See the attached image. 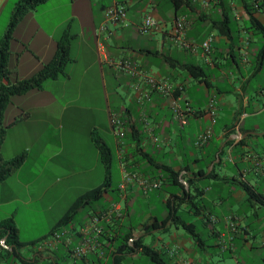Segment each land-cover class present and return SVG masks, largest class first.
<instances>
[{"label": "crops", "instance_id": "0c3cea01", "mask_svg": "<svg viewBox=\"0 0 264 264\" xmlns=\"http://www.w3.org/2000/svg\"><path fill=\"white\" fill-rule=\"evenodd\" d=\"M18 1L0 0V39ZM115 1L126 6V21L98 30L102 10ZM74 5L75 0H45L26 11L9 40L11 72L5 83L29 76L53 56L68 21L76 15ZM247 8H253L252 16L264 23V0L257 9L253 0H105L100 4L89 38L83 39L92 57L83 64L74 92L66 93L71 80V72H66L63 78L46 80L39 89L13 95L5 108L3 122L8 126L1 152L6 158L21 152L26 157L0 182V221L12 217L24 245L14 252L0 236V264H64L55 254L59 247L69 254V264H79L81 257L73 258L70 250L85 236L80 226L88 220L87 214L56 246L39 250L32 242L49 234L70 200L83 192L66 203L62 193L52 191L44 211L52 212L64 202L65 209L52 218L48 233L43 229L29 239L20 238L19 206L44 202L48 189L61 185L63 176L56 175L44 186L41 177L46 166H103L94 138L108 145L112 159L116 156L121 181L125 171L160 182L146 192L136 180L123 191L109 190L102 208L118 203L123 210L120 228L164 252L165 264H264V37L247 28ZM146 14L158 20V27L143 34L138 26ZM179 17L185 20L183 37L191 48H179L173 39L174 21ZM209 34L214 40L207 54L201 43ZM78 60L71 58V66ZM125 60L147 77L167 84L180 103L192 106L185 125L172 117L170 95L154 89L144 76H130L117 68ZM189 64L202 69L197 78L185 68ZM53 83H60L58 90L52 99L44 97L47 85ZM211 102L214 122L208 111ZM9 108L13 114L6 119ZM80 111L90 113L83 138L92 160L63 141L66 123H72ZM112 112L125 121L122 139L112 131ZM206 128H211L210 138L197 145L198 135ZM200 169H206V174L213 169L214 174H196ZM169 170L176 181L168 178ZM243 185L255 195L249 198ZM35 187L39 188L36 196ZM169 197L182 202L178 213L193 232L168 223L166 228L151 227L166 217ZM149 234L153 239L146 242ZM115 246L106 240L103 264H156L139 252H118L114 260ZM93 253L98 256L97 250Z\"/></svg>", "mask_w": 264, "mask_h": 264}, {"label": "trees", "instance_id": "16d2710c", "mask_svg": "<svg viewBox=\"0 0 264 264\" xmlns=\"http://www.w3.org/2000/svg\"><path fill=\"white\" fill-rule=\"evenodd\" d=\"M45 0H20L15 5L6 27L3 37L0 39V182L10 176L15 170H17L22 163L25 161L26 153L21 152L11 158H6L1 152V146L5 139L7 124L3 122V115L5 108L7 107L11 97L13 95L22 94L32 89H39L42 87L43 83L48 79H54L58 76L67 75L65 71V66L69 61L70 57V39L74 36L69 32L68 25L63 31L61 37L56 43V49L53 56L46 62H44L38 69H36L29 76L16 79L11 83H5L4 80L8 79V74L11 72V69L8 66V55L10 53L9 40L12 36V31L15 28L16 24L22 18V16L31 8H34L37 4ZM177 2L178 0H174ZM252 9L247 8L248 12V29H251L253 32L260 34L264 37V23L252 16ZM194 77H198V71L202 69L194 64H189L185 67ZM95 143L99 149L100 160L104 168V178L103 181L97 186L84 191L79 195L67 208L64 214L57 220V222L51 228L49 235L56 229L60 228H69L75 227L76 224L81 222H76V219L79 216L81 210L84 209V215L92 216L94 214H99L107 209H103L100 205H93L95 202L101 200L105 193L109 190L118 189V187H112L110 182V167L112 162V154L108 145L101 139L94 138ZM211 162V161H210ZM209 162V163H210ZM196 174L210 177L214 174L212 169L209 173L206 174V169H200ZM174 177L173 172L169 170L168 178ZM168 182L171 180H167ZM248 197H253L255 194L247 185H243ZM186 195V194H185ZM180 200V198H179ZM182 202L176 200H171L169 197L166 200L165 207L167 208L166 217L161 220V222H154L152 228L157 226L164 227L167 223L175 226H182L184 229L193 232L191 226L186 224V221L182 219L178 213V209ZM121 216H113L112 220L109 222L102 221L100 225L102 226V232L98 236V241L103 243L105 249V242L107 239L115 242V250L111 253V256L114 257V260L117 258L116 255L118 252L123 253V255L132 254L139 252L141 255L148 258L149 261L156 264H165L163 254L164 252L154 249L151 245L143 243L141 237L136 238L130 230H124L122 227L121 219L123 217V210L121 209ZM166 228V226H165ZM110 234V235H109ZM48 234L36 242H32V245L37 243L39 240L48 237ZM0 236L5 237L4 244L7 247H12L13 251L24 245L18 238V229L15 225L12 217H8L0 221ZM197 241L199 239L196 238ZM8 248L5 250L8 252ZM103 249V252H104ZM19 255V254H18ZM69 257L68 253L63 255V258ZM79 264H103V257H98L96 253L90 252L81 256Z\"/></svg>", "mask_w": 264, "mask_h": 264}, {"label": "rangeland", "instance_id": "374dc122", "mask_svg": "<svg viewBox=\"0 0 264 264\" xmlns=\"http://www.w3.org/2000/svg\"><path fill=\"white\" fill-rule=\"evenodd\" d=\"M105 0H75L74 5V13L76 14L72 20H69V32L75 33V35L70 39L71 43V51L70 57L73 58L74 56L78 57V63L74 67L71 66V61L67 63L65 66L66 72H71V80L66 83L67 89L66 93L70 94L73 93L75 90V84L79 80L81 68L83 64L91 59V52L87 50L86 47L83 45V39L89 38V30L91 23L97 20V13L99 6ZM52 19L50 20V22ZM67 24V22H66ZM65 24V25H66ZM45 25V24H44ZM81 25V26H80ZM61 30H58L55 37L60 36ZM62 77V76H61ZM63 78V77H62ZM109 78V82L113 83V81ZM58 84L60 83H53L52 85H47L45 91L43 92L44 97L51 98L55 94V88L58 90ZM13 109L9 108L7 110L6 119L10 117L13 113ZM12 113V114H11ZM69 115V113H67ZM73 115V114H72ZM75 115V114H74ZM74 121L70 124L66 123V132L63 134V141L65 142L66 147L71 146L74 149H79L82 153H86L89 159L92 160L91 152L86 146L85 140L83 138V132L86 126V123L90 119V113L88 112H77L76 116H74ZM98 118V117H97ZM5 119V120H6ZM67 120V119H66ZM68 122V120L66 121ZM70 126V127H69ZM73 172V173H72ZM56 175H62L63 180L61 185L55 188L48 189V195H53L52 191H55V194L62 193L63 198L65 199L66 203L71 199V196L78 193H82L88 189H91L103 181L104 178V168L103 166H46L45 170L42 174L41 180L44 182V186L46 184L51 183ZM122 173L120 172V166L116 160V156H113L111 167H110V182L112 187L118 186L121 182ZM80 187V190L77 188ZM82 188V189H81ZM35 196L38 194L39 188H34ZM41 189V187H40ZM76 196L70 200L72 203ZM46 198L43 201H34L31 204L23 205L20 204V212L23 215V219L21 220V239H29L31 237H35L39 235V231H46L48 233L47 226L51 223L52 218L56 215L59 217L63 213V209H65V202L59 203L52 212L44 211V208L48 205ZM96 204L101 206L105 205V201L102 198L101 200L95 202L93 205ZM70 205V204H68ZM84 209L80 211L76 222H83V214ZM183 217L186 218V213H181ZM33 224H38L37 228H34ZM80 224H76L78 226ZM38 233V234H37ZM41 233V232H40ZM49 235V234H48ZM155 236H158L155 234ZM153 239L152 235H146L145 240L146 242H150ZM66 253V249L59 247L58 250L55 251L58 261L69 264L71 259L66 257L63 258V255Z\"/></svg>", "mask_w": 264, "mask_h": 264}, {"label": "built area", "instance_id": "2783aa9c", "mask_svg": "<svg viewBox=\"0 0 264 264\" xmlns=\"http://www.w3.org/2000/svg\"><path fill=\"white\" fill-rule=\"evenodd\" d=\"M260 0H253V7L259 8ZM126 6L120 2H113L110 5H107L102 10V22L99 25L98 30L103 31L108 29L109 25L111 24H122L126 21ZM158 27V20L154 18L150 14H146L142 19V22L138 26V31L140 33L146 34L154 30ZM184 31H185V20L183 17L176 18L174 21L173 29H172V36L177 46L179 48H191L192 44L189 43L184 39ZM214 40V35L209 34L201 43V48L205 53L210 52L212 41ZM117 68L125 71L130 76L135 75H142L146 79V81L154 88L157 89L159 92L163 94H168L171 96L170 100V112L172 117L181 125H185L188 121V116L193 112L192 106L188 102H184L183 104L179 102L178 98L174 96L173 90L170 89L169 86L165 83L157 82L152 78L147 77L144 73L137 68V66L127 60L120 61L116 65ZM209 113L212 116V122L215 121L214 119V106L213 103H210L209 106ZM110 124L112 127V131L118 138H123L125 136L126 126L125 121L122 117H120L117 113L112 112L110 114ZM211 128H206L202 131L197 139L196 144L202 145L205 143L211 136ZM136 180L140 188L146 192L150 189L156 188L159 186V181H153L145 177L134 176L133 174H129L124 171L123 180L118 185V189L123 191L127 184L130 181ZM121 208L118 203H112L110 207L99 213L89 216L88 220L85 222L84 225L80 226V231H82L85 236L79 241V243L74 246L70 250V255L73 258H78L85 255L87 252H94L97 250L98 256L103 257V249L101 248V244L98 241V236L102 232V226L100 223L102 221L109 222L112 220L113 216L120 217ZM72 227L69 228H60L54 230L48 237H45L39 240L36 243V247L39 250L42 249H50L56 246L57 243L63 240V237L71 231ZM171 254L174 253V250L170 251ZM184 264H190L189 262H184Z\"/></svg>", "mask_w": 264, "mask_h": 264}]
</instances>
